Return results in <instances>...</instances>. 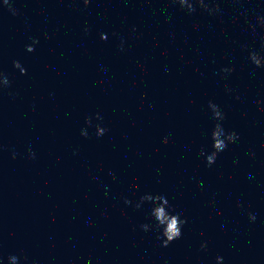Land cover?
Wrapping results in <instances>:
<instances>
[{
	"label": "water",
	"instance_id": "1",
	"mask_svg": "<svg viewBox=\"0 0 264 264\" xmlns=\"http://www.w3.org/2000/svg\"><path fill=\"white\" fill-rule=\"evenodd\" d=\"M219 4L218 16L172 0L0 7V264H264V68L247 50L264 55V28L249 27L264 0ZM209 101L239 135L211 167ZM144 193L187 218L167 247L139 227L153 222L134 206Z\"/></svg>",
	"mask_w": 264,
	"mask_h": 264
},
{
	"label": "clouds",
	"instance_id": "2",
	"mask_svg": "<svg viewBox=\"0 0 264 264\" xmlns=\"http://www.w3.org/2000/svg\"><path fill=\"white\" fill-rule=\"evenodd\" d=\"M85 8H88L92 0H80ZM233 3L238 2V0H232ZM173 4L179 5L182 11H186L188 15H191L200 9L206 12L210 16H218L222 14V9L220 8L219 0H172ZM15 0H2V5L0 7H6L11 15H19V9L14 7ZM260 26L264 28V15H258L256 17V24H251L249 27L253 34L256 33V27ZM87 31V29H85ZM115 35V34H114ZM107 37L101 33V39H106ZM38 43L37 40H33L32 45L27 46V51L32 52L34 50V45ZM247 48L246 45L242 46ZM248 59L257 68H264V55L257 52L254 48H248ZM13 65L19 70L21 74L26 73V69L20 64L19 61H14ZM234 71L232 67H223L220 73L231 74ZM217 73H214L216 75ZM11 86V81L8 76L0 71V92H3L5 88ZM227 88V86H226ZM230 91V89H229ZM11 95V93H9ZM237 100L240 99L239 96L236 97ZM208 109L212 114V119L216 121L210 132L211 139V151L206 152L203 148L200 151V155L205 157L206 164L211 167L217 160L219 154L223 152L229 144H233L239 140V135L234 130H226L223 121L226 119L225 113L222 111L220 106L213 101L208 102ZM97 120H102L99 113L96 114ZM86 124L90 127L92 125L91 117L86 118ZM96 128L97 137L103 136L106 129L101 127L100 124L94 126ZM82 135L87 136L88 133L82 130ZM164 142L167 143V137L164 138ZM15 155V154H14ZM34 155V154H33ZM124 203L132 204V201L128 198H124ZM145 204L151 205L148 212V216L153 221L152 223H143L139 227L141 230L155 231L157 233V239L161 241V246L167 247L175 240H178L182 236V227L187 223V218H182V214L177 212L173 205L170 204L167 197L163 194H151L144 193L140 195L139 199L135 203L136 209H142ZM248 217L251 221H255L256 217L253 213L249 212ZM202 248L206 245L202 244ZM222 257H217V264H222ZM27 261L26 256L10 255L8 257V264H21V261Z\"/></svg>",
	"mask_w": 264,
	"mask_h": 264
}]
</instances>
